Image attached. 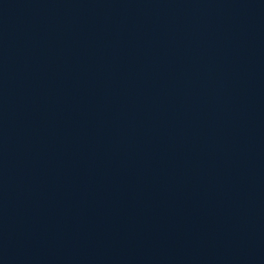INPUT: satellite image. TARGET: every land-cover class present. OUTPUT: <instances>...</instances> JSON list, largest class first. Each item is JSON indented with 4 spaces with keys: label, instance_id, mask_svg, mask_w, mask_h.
<instances>
[{
    "label": "water",
    "instance_id": "1",
    "mask_svg": "<svg viewBox=\"0 0 264 264\" xmlns=\"http://www.w3.org/2000/svg\"><path fill=\"white\" fill-rule=\"evenodd\" d=\"M0 264H264V0H0Z\"/></svg>",
    "mask_w": 264,
    "mask_h": 264
}]
</instances>
